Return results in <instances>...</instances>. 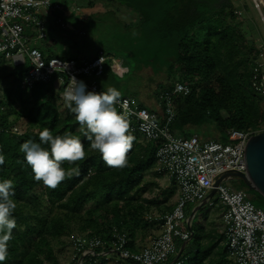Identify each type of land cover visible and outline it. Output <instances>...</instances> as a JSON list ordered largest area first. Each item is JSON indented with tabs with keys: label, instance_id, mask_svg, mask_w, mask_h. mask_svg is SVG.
I'll return each mask as SVG.
<instances>
[{
	"label": "trees",
	"instance_id": "1",
	"mask_svg": "<svg viewBox=\"0 0 264 264\" xmlns=\"http://www.w3.org/2000/svg\"><path fill=\"white\" fill-rule=\"evenodd\" d=\"M118 2L129 13L139 16L141 22L131 26L120 21L116 9L85 19L68 16L88 27L101 16L108 15L116 21L110 29V46L121 51L118 54L127 72L119 76L106 65L99 80L102 90L113 87L120 91L121 97L140 102L144 100L141 95L144 90L142 71L164 72L169 81L177 80L190 88L188 95L173 97L175 118L171 132L174 136L188 139L197 134L204 138L206 128L212 126L219 133L215 141L227 143V131L231 129L260 130L259 122H264V117L258 120L257 93L251 86L257 54L250 58L254 50L252 45H247L249 53L241 47L244 36L239 30L233 0ZM84 29L81 28L80 32L84 33ZM54 45L49 42L41 48L46 51ZM100 50L113 56L100 46L91 58L83 61L92 60ZM14 74L15 70H10L9 66L0 65V81L8 79L7 88L0 97V107L3 108L0 151L5 155V163L0 165V181L13 180L17 203L14 212L17 227L13 229L8 258L3 264H58L54 246L64 244L61 241L64 236L99 238L109 246L115 232L124 233L129 240V249L138 251L134 245L137 231L140 227L145 228L141 220L153 203L142 198L146 191L142 183L155 169L157 143L146 142L142 136L133 134L136 139L128 153L127 166L110 168L97 151L90 149L85 135L87 130L81 129L76 122L71 111L73 105L59 98L64 86L57 90L55 79H52L37 83L30 90L20 87L16 95L10 87L22 83L23 79H16ZM173 86L158 84L153 92L156 99L163 92H171ZM18 127L23 132L21 136L14 133ZM44 128L53 135L70 131L79 136L87 153L77 165L67 162L62 165L66 169L78 167L80 175L66 179L55 190L34 180L25 154L19 150L25 141L40 142L39 133ZM42 146L50 148L49 145ZM171 193L175 194V190ZM249 196L251 203L264 211V199ZM173 208L167 207L160 218ZM153 217H148L151 222ZM192 241L193 246L187 249ZM224 243V234L219 230L206 231L203 226H195L192 222L191 238L182 254L175 263H171V259H175L172 257L164 264H232ZM100 253L102 250L99 249L95 255L84 257L82 264H108L109 259ZM81 258L82 255L77 256L75 264Z\"/></svg>",
	"mask_w": 264,
	"mask_h": 264
},
{
	"label": "built area",
	"instance_id": "2",
	"mask_svg": "<svg viewBox=\"0 0 264 264\" xmlns=\"http://www.w3.org/2000/svg\"><path fill=\"white\" fill-rule=\"evenodd\" d=\"M71 13L79 15L77 8L73 6L68 10L58 0H0V65L12 64L14 68L27 65L22 85L29 90L37 83L55 79L57 90L64 86L59 98L67 103L71 101L65 93L77 86L76 81H83L88 91H104L99 80L106 65L119 76L127 72L122 59H114L102 50L92 60L80 64L54 56L44 58L32 42L37 39L42 44L47 40L50 26L69 27L64 19ZM27 32L32 35L27 36ZM251 86L264 96V62L254 66ZM189 93L187 85L176 82L171 92L159 96L154 110L131 97H120L116 105L118 111L128 113L132 134L142 136L146 142L157 143L154 172L167 176L178 188L179 196L173 210L160 218L161 235L139 251L129 249L124 233L115 232L109 246L99 238L77 237L72 241L76 259L79 255L82 258L93 256L100 249V255L106 259L111 254L118 255L120 259L116 264H164L177 256V240L188 242L191 238L185 213L187 206H198L206 201L213 207L215 198L224 209L221 222L228 259L232 264H264V211L251 203L248 192L223 180L214 196L208 198L222 175L229 172L247 174L246 146L251 136L264 132V123L258 132L227 131V143L197 134L188 139L176 137L171 132L175 118L173 97ZM2 109L0 107V116ZM77 264H82L81 259Z\"/></svg>",
	"mask_w": 264,
	"mask_h": 264
},
{
	"label": "rangeland",
	"instance_id": "3",
	"mask_svg": "<svg viewBox=\"0 0 264 264\" xmlns=\"http://www.w3.org/2000/svg\"><path fill=\"white\" fill-rule=\"evenodd\" d=\"M61 2L65 8L71 9L73 6L77 8L79 18H91L94 15L100 16L107 12L110 9H116L117 17L120 21H124L126 24L131 26L138 25L141 22V18L136 16L122 6L118 0H58ZM236 14L238 16L237 22L240 23L239 30L241 31L244 39L240 42L241 47L244 52H248L247 45H252L254 49L252 53H250V58L255 57V61L257 63L264 62V2L262 0H233ZM75 17V13H71ZM66 24L71 25L73 23L72 28L69 26L63 30H60L56 26H50L48 30V39L44 40L43 43L55 44L51 46L46 51L41 48V41L35 39L32 42V45L35 47H39L40 50L44 53V58L47 59L49 57H59L62 60H75L78 64H80L85 58H91L92 55L97 51V49L101 47H105V49L109 50L113 53L114 59L121 60V56L118 53L121 51L118 48H113L110 45L111 39V26L116 22L112 17L101 16L100 19L96 20L94 25H90L88 27L86 25H81L75 22L74 18H65ZM79 28V29H78ZM81 28L84 29V33L80 32ZM69 32H68V31ZM111 32V33H110ZM27 36H31V32L26 33ZM45 47V46H44ZM111 47V48H110ZM10 70H15V78L23 79L26 71L27 65H23L21 67L14 68L12 64L9 65ZM141 76H143V84L144 90L141 93L142 98L147 102L151 103V106L157 104V99L155 96V88H157L158 84H165V87L172 86L177 82V80L169 81L167 74L164 72L160 74H153L150 69H145L142 71ZM183 76V74H181ZM8 79H2L0 81V97L3 96V92L5 91L6 84ZM10 80V79H9ZM58 87V84H55ZM20 87L23 89L22 83L20 84H12L10 87L14 94L18 95ZM154 94V95H153ZM257 102L259 108V117L258 120H262L264 117V96L257 94ZM157 106V105H156ZM264 122H259V125H262ZM206 137L205 139H216L219 137L218 131L212 126L206 128ZM14 132L18 136H21L20 127L14 129ZM142 183L145 186L146 191L143 194L142 198L148 201H153V203L149 207V211L144 214L143 219L141 220V224L145 226V228L138 229L137 231V239H135L134 245L137 249L145 247L149 245L150 241L159 236L162 232L161 223L159 222L160 216L165 214L167 211V207H174L178 200V188L176 184L170 180L167 176L159 175L152 170L149 172ZM226 182L232 183L235 187L246 190L249 195L258 196L254 191L248 190L242 179L239 177H229L225 180ZM175 190V194L171 192ZM262 198V197H261ZM214 206L210 207L206 205L202 208L195 216L193 220V224L195 226H203L206 231L217 229L222 232V222L221 215L224 212V209L221 208L216 199L213 198ZM254 204V202H253ZM196 205H188L185 209L186 216L189 217L193 212ZM149 216H154V220H149ZM156 218V219H155ZM74 236H64L61 238V241L64 244H59L54 246L55 255L58 264H75L76 257L75 251L72 247V241ZM193 241L188 244V248L193 246ZM178 245H182L180 241L177 240ZM187 251V250H186ZM108 264H116L115 261L119 260V256L116 254L109 255ZM174 258L171 259V263ZM46 264H53L52 262H47Z\"/></svg>",
	"mask_w": 264,
	"mask_h": 264
},
{
	"label": "clouds",
	"instance_id": "4",
	"mask_svg": "<svg viewBox=\"0 0 264 264\" xmlns=\"http://www.w3.org/2000/svg\"><path fill=\"white\" fill-rule=\"evenodd\" d=\"M65 93L71 101V111L90 143V149L97 151L103 162L110 168L127 166L128 153L133 148L136 137L132 134L127 112L117 110L121 93L113 87L102 92L88 91L83 81ZM40 142L31 140L20 145L25 160L30 166L34 180L55 190L66 179L79 176L78 167L65 168L62 165H77L86 158L85 146L79 136L70 131L53 135L48 128L39 133ZM42 145H49L45 148ZM19 162V161H18ZM5 163V155L0 151V165ZM14 182L11 179L0 181V264L8 258L9 242L13 229L17 227L14 212L17 203L14 199Z\"/></svg>",
	"mask_w": 264,
	"mask_h": 264
},
{
	"label": "water",
	"instance_id": "5",
	"mask_svg": "<svg viewBox=\"0 0 264 264\" xmlns=\"http://www.w3.org/2000/svg\"><path fill=\"white\" fill-rule=\"evenodd\" d=\"M245 162L247 167V174H239L234 172H229L222 175L214 185V189L210 192L208 198L211 199L215 192L216 187L229 177H239L242 179L245 187L257 193L260 197L264 199V132L254 134L249 138V141L245 150ZM207 202L196 206L195 210L191 213L188 218L189 231L191 232V224L196 216V214L205 206ZM188 242H184L180 249L178 250L177 256L172 263H175L177 259L182 254L185 246ZM83 261V258H81Z\"/></svg>",
	"mask_w": 264,
	"mask_h": 264
},
{
	"label": "crops",
	"instance_id": "6",
	"mask_svg": "<svg viewBox=\"0 0 264 264\" xmlns=\"http://www.w3.org/2000/svg\"><path fill=\"white\" fill-rule=\"evenodd\" d=\"M70 27H71V29H72V26H71V25H70ZM140 102H141L142 104L146 105V106L149 107V108L156 109V108H155V105L151 106V103L149 104V103H147L145 100L140 101ZM178 196H179V195H178ZM194 210H195V208H194ZM194 210H193V211H194ZM186 217H187V216H186ZM188 218H189V217H187V219H188ZM220 221H221V220H220ZM191 225H192V224H191ZM221 233H222V232H221ZM222 234H223V233H222ZM160 235H161V234H160ZM157 237H158V236H157ZM154 239H155V238H154ZM151 241H152V240H151ZM151 241H150V242H151ZM180 243L183 244L184 242H180ZM149 244H150V243H149ZM177 246H178V244H177ZM181 246H182V245L178 246V248L180 249ZM143 248H144V247L138 249V251L141 250V249H143ZM179 249H178V250H179ZM109 260H111V259H109ZM115 263H116V261H115Z\"/></svg>",
	"mask_w": 264,
	"mask_h": 264
},
{
	"label": "bare ground",
	"instance_id": "7",
	"mask_svg": "<svg viewBox=\"0 0 264 264\" xmlns=\"http://www.w3.org/2000/svg\"><path fill=\"white\" fill-rule=\"evenodd\" d=\"M264 2V0H262Z\"/></svg>",
	"mask_w": 264,
	"mask_h": 264
}]
</instances>
